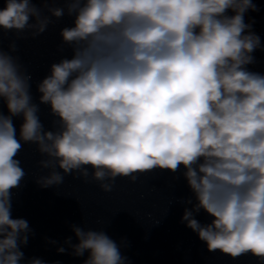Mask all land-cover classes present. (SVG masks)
<instances>
[{
  "label": "clouds",
  "instance_id": "clouds-1",
  "mask_svg": "<svg viewBox=\"0 0 264 264\" xmlns=\"http://www.w3.org/2000/svg\"><path fill=\"white\" fill-rule=\"evenodd\" d=\"M249 9L256 10L252 0H67L74 26L61 36L73 56L38 84L40 103L58 118L55 131L37 115L30 75L0 50V99L9 113H0V264H20L30 232L11 214V190L25 176L15 159L21 140L47 157L42 187L75 173L107 193L117 178L135 183L183 166L196 200L184 211L187 226L209 251L264 262V75L246 67L260 47L244 21ZM49 11L60 18L65 9ZM49 22L30 0H6L0 9L4 30L36 35ZM16 116L23 117L19 140ZM201 209L211 223L194 218ZM73 230V254L89 253L84 264H125L105 232Z\"/></svg>",
  "mask_w": 264,
  "mask_h": 264
}]
</instances>
